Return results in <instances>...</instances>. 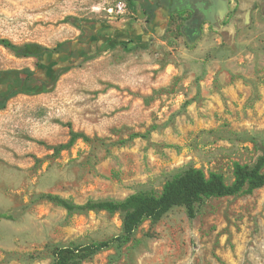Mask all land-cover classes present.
Here are the masks:
<instances>
[{"label": "rangeland", "instance_id": "374dc122", "mask_svg": "<svg viewBox=\"0 0 264 264\" xmlns=\"http://www.w3.org/2000/svg\"><path fill=\"white\" fill-rule=\"evenodd\" d=\"M130 1L0 0V72L38 65L2 39L89 42L71 68L0 110V264H54L62 250L75 264H264V187L199 199L192 211L178 203L127 242L115 240L124 212L39 198L121 202L161 195L191 169L227 183L237 167L264 172L261 0H230V15L194 43L183 13L149 21L146 5Z\"/></svg>", "mask_w": 264, "mask_h": 264}, {"label": "trees", "instance_id": "16d2710c", "mask_svg": "<svg viewBox=\"0 0 264 264\" xmlns=\"http://www.w3.org/2000/svg\"><path fill=\"white\" fill-rule=\"evenodd\" d=\"M133 1L134 0H131L130 4H133ZM145 14L148 16L149 21L153 20V13L145 10ZM1 44L5 48L15 53L17 56L37 58L40 62L39 66L41 68H47L46 66L49 64L47 70L50 73L52 72L50 70L51 66L57 62L55 60H59V62H66L71 53L70 51L68 53L66 52L67 50H64V48L67 49V47H69L70 42L62 43L55 49H48L38 44H25L23 46H17L6 39H2ZM59 50H62V52L65 51L67 55L59 57L57 55ZM74 50L75 49L72 50L71 55L73 54ZM81 54H83V49L80 48V51L77 55L81 56ZM72 66L66 65L63 69L67 70ZM58 71H60V69H57L56 72ZM4 74H11L13 76H34L36 75V72L31 69L0 72V75ZM52 76H50V78H52ZM34 82H36V80L31 79L29 84L33 85ZM3 88L7 91L0 93V110L5 108L8 100L22 92H25L19 88V83L17 80L11 81L10 86H3ZM11 89H13V92L9 93L8 91ZM246 187H248L249 190H256L264 187V172H260L258 167H237L234 171V180L232 183H227L224 175L216 171L206 172L200 169H191L187 170L180 176L176 177L173 181L169 182L161 195H133L121 202L101 200L90 201L85 205H74L70 204L61 197L51 194L42 195L39 198L41 200L61 206L70 212L100 211L110 214L124 212V233L121 237L115 240L119 239L124 240L123 242H127L142 223L148 219H154L169 212L171 208L178 203H183L189 211H192L196 201L199 199L236 196L240 194ZM109 246L110 242H103L100 244L91 245L87 249L89 250V254H93L108 248ZM66 253H68L66 250L60 251L57 254L54 264H75L72 259H68L69 257L66 256Z\"/></svg>", "mask_w": 264, "mask_h": 264}, {"label": "flooded vegetation", "instance_id": "af4514ba", "mask_svg": "<svg viewBox=\"0 0 264 264\" xmlns=\"http://www.w3.org/2000/svg\"><path fill=\"white\" fill-rule=\"evenodd\" d=\"M142 2V4L146 5V10L150 13L154 14L155 18L161 17L164 20L171 19L174 15L177 14H184L185 17V23H184V33L187 36V31H195L194 35H197V32H202L201 28L207 24L210 23V25H213L210 21L207 20L208 14L211 12V9L215 7L214 1L215 0H139ZM188 2L187 5L184 6V4ZM227 13L225 14V17L230 15V12L232 11L231 8V3L230 0H227ZM258 2V1H257ZM179 3V4H178ZM177 5L176 11H172L173 5ZM199 4H202L203 6L200 8L198 7ZM256 4V3H255ZM260 4L264 6V0L260 1ZM181 5V11L180 9ZM264 9V7H263ZM218 13V12H217ZM216 13L215 15V24L214 25H221L222 20ZM227 23H224L226 25ZM82 29H84V33L89 32L92 33L94 31V26L91 24H87L84 26H81ZM93 34V33H92ZM188 38V36H187ZM189 39V38H188ZM76 44V46H75ZM89 46L88 40H77V41H72L69 44V47L64 48V50H67L66 52L69 53V51L73 54L67 59V61H62L59 62L57 61L53 66H51L50 70L53 72H49L48 65L46 66L47 68L43 67L41 68L39 66V60H38V65H37V70H35L36 75L34 76H27V75H17L13 76L11 74H4L0 75V93L3 91H7L3 88V86H10L11 81L17 80L19 83V88L22 89L23 91H27L31 88L33 89H39L44 88L46 85H48L49 81L51 80L50 76L54 75L57 71V69L62 70L64 66L69 65L72 66L74 63L78 62L81 58V56H78L77 54L80 51V48L83 49V53L86 52L87 47ZM75 47V48H74ZM65 51L62 52V50H59V53L57 55L59 57L66 56L67 53H64ZM58 57V58H59ZM31 79L36 80L33 85L29 84V81ZM9 93L13 92V89L8 91Z\"/></svg>", "mask_w": 264, "mask_h": 264}, {"label": "water", "instance_id": "95a60500", "mask_svg": "<svg viewBox=\"0 0 264 264\" xmlns=\"http://www.w3.org/2000/svg\"><path fill=\"white\" fill-rule=\"evenodd\" d=\"M227 3H228L227 0H215L214 1L215 7L211 9V12L207 16V20L210 21L212 24H215V15H216L217 12H218L217 14L220 17V19H223L225 14L227 13ZM187 4H188V2H186L184 4V6L187 5ZM202 6H203L202 4L198 5V7H200V8ZM176 9H177V5L174 4L173 8H172V11H176ZM179 10L181 11V5H180V9ZM194 33H195V31H191V30L187 31V36H188V38L190 40V43H194V41L196 39H198L199 36L201 35V32H197L196 36L194 35Z\"/></svg>", "mask_w": 264, "mask_h": 264}, {"label": "built area", "instance_id": "2783aa9c", "mask_svg": "<svg viewBox=\"0 0 264 264\" xmlns=\"http://www.w3.org/2000/svg\"><path fill=\"white\" fill-rule=\"evenodd\" d=\"M123 11V7L122 6H120V12H122Z\"/></svg>", "mask_w": 264, "mask_h": 264}]
</instances>
